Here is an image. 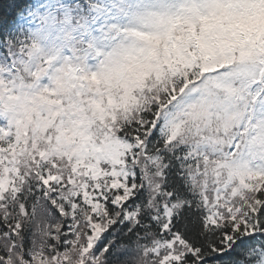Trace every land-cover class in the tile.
<instances>
[{
  "label": "snow or ice",
  "instance_id": "6c2138e0",
  "mask_svg": "<svg viewBox=\"0 0 264 264\" xmlns=\"http://www.w3.org/2000/svg\"><path fill=\"white\" fill-rule=\"evenodd\" d=\"M0 240V264H264V0H0Z\"/></svg>",
  "mask_w": 264,
  "mask_h": 264
},
{
  "label": "trees",
  "instance_id": "16d2710c",
  "mask_svg": "<svg viewBox=\"0 0 264 264\" xmlns=\"http://www.w3.org/2000/svg\"><path fill=\"white\" fill-rule=\"evenodd\" d=\"M33 226H34V221L27 224L25 226V231H26V236L21 238L22 240H26V242L28 243L29 247L31 248V250L33 252H36L37 255H42L43 254V251L44 249L47 247L48 245V239L50 237V234L53 230L55 231H59V227L58 228H53L51 231L49 232H46L44 231L42 235H44V237H41V238H44L42 239V243L41 242H36V238L37 236H35L33 234ZM46 237V238H45ZM20 241H18L17 243H19ZM10 248L8 247V244L7 242L3 241V240H0V251H9L10 252ZM20 256V254H19ZM9 264H12V261H9ZM70 264V262H69Z\"/></svg>",
  "mask_w": 264,
  "mask_h": 264
},
{
  "label": "rangeland",
  "instance_id": "374dc122",
  "mask_svg": "<svg viewBox=\"0 0 264 264\" xmlns=\"http://www.w3.org/2000/svg\"><path fill=\"white\" fill-rule=\"evenodd\" d=\"M48 218H50V217H46L45 219H41V220H45V221H47ZM52 222H53V220H52ZM58 227H59V226H57L56 223L54 222L53 225L50 226V229H51V228H58ZM10 254L13 255V256H15V257H17V258H20L19 254H18V253H15V252H12V250H10ZM69 262H73V261H71V259H69ZM73 263H74V262H73ZM12 264H14V261H12Z\"/></svg>",
  "mask_w": 264,
  "mask_h": 264
}]
</instances>
